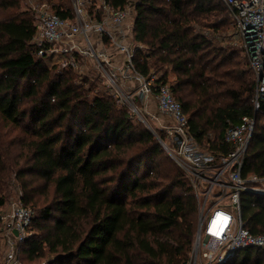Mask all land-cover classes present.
Listing matches in <instances>:
<instances>
[{
	"label": "trees",
	"instance_id": "trees-1",
	"mask_svg": "<svg viewBox=\"0 0 264 264\" xmlns=\"http://www.w3.org/2000/svg\"><path fill=\"white\" fill-rule=\"evenodd\" d=\"M39 1L63 19L73 18L62 0ZM106 1L114 8L126 3ZM212 1L139 0L134 66L144 77L162 72L155 88L169 85L191 134L209 151L226 152L227 127L254 117L241 175L264 178V101L254 113L250 71L192 34L190 24L197 22L192 16L215 12ZM16 5L0 0V8ZM33 21L27 14L0 20V115L25 126L28 137L25 168L18 175L30 174L54 188L52 202L39 211L22 190V204L35 217L19 259L51 254L47 264H186L198 215L188 178L170 159L173 167L155 162L164 158L157 137L134 125L124 107L116 109L108 91L90 99L92 84L75 83L76 73L49 67L47 57L37 56L30 43ZM5 150L0 145V175ZM5 203L0 192V209ZM240 214L251 233H264V194L241 193ZM1 229L0 215V235ZM225 264H264V249L238 251Z\"/></svg>",
	"mask_w": 264,
	"mask_h": 264
},
{
	"label": "built area",
	"instance_id": "built-area-1",
	"mask_svg": "<svg viewBox=\"0 0 264 264\" xmlns=\"http://www.w3.org/2000/svg\"><path fill=\"white\" fill-rule=\"evenodd\" d=\"M218 1L229 11L254 81L250 104L255 113L264 101V0ZM93 2L90 9L87 0H71L72 19L59 17L47 3L38 6L30 41L37 56L59 57L54 63L58 69L70 70L79 78L88 77L90 71L98 73L102 88L127 107L130 118L137 115L134 100L145 104L155 99L159 117H152L164 135L157 139L188 178L197 201V228L186 264H225L238 251L264 249V233H251L240 214L241 193L264 194V178L241 175L255 118L243 116L238 125L227 127L226 152L201 147L169 85L155 88L154 76L144 77L135 69L130 19L139 0H126L121 8L106 0ZM34 217L35 210L22 204L19 191L1 217L2 264H20L19 246L32 235Z\"/></svg>",
	"mask_w": 264,
	"mask_h": 264
},
{
	"label": "rangeland",
	"instance_id": "rangeland-1",
	"mask_svg": "<svg viewBox=\"0 0 264 264\" xmlns=\"http://www.w3.org/2000/svg\"><path fill=\"white\" fill-rule=\"evenodd\" d=\"M17 5L10 8H0V20L10 19L17 15L27 14L28 16H32L33 19L36 15V10L38 6H40L43 2L39 0H16ZM87 7L92 9L93 0H87ZM58 1L52 0V3H57ZM62 2L68 6L71 5V0H62ZM45 3V2H44ZM212 3L217 5V10L213 13H204V14H194L195 19H197L196 23H191L190 27L192 28V34L198 35L204 39L206 42V47L210 51H218L219 53L231 56L233 61L239 63V66L247 68V62L244 58V55L240 49L239 42L235 36V30L233 27V23L230 18V14L228 9L222 4L218 3L217 0H213ZM50 6V5H49ZM135 16L131 17L130 23L133 24ZM136 44V43H135ZM139 44H136L138 47ZM140 47V46H139ZM143 51L147 52V48H141ZM207 49V48H206ZM213 53V52H212ZM59 57L52 56L47 57L46 62L49 64V67L57 62ZM165 69V68H163ZM1 73V71H0ZM152 76L159 77L162 72H155V70L151 71ZM76 80L75 83L81 84L86 81L85 87L87 88L89 84L93 85L92 92L89 93L88 97L91 99L95 94H100L102 91H105L102 88L103 79L96 73L95 71H90L88 77L79 78L77 74H75ZM82 79H84L82 81ZM174 76H168V81L173 82ZM130 91H128L129 93ZM155 103V109L148 108V105L142 104L139 100H134L132 103L136 109L137 115L133 116L131 122L134 125H141L144 129L153 133L156 137L163 138L164 135L160 130L158 123L152 116H158V112L156 109V101L153 98ZM28 100H23V102H27ZM121 102H116V109L120 107H124L128 112L126 106L122 105ZM26 104L25 106H28ZM26 123V120H25ZM23 125L15 126L10 122L4 120L0 115V145L5 150L4 155V163L5 170L0 178V192L5 195L6 203L0 209L1 217L6 214L8 211L9 204L16 198L19 191L23 192L24 190L27 195L31 198L29 203L36 211H39L43 207L49 205L54 198V188L51 184L45 183L43 180H39L30 174L24 173V176L20 177L18 175L19 172H22L25 168V154L26 147L25 142L28 137L23 133ZM164 158H157L155 160L156 163H159L160 166H171V157L169 153L163 149ZM170 159V160H169ZM174 162V161H173ZM175 163V162H174ZM174 165L172 164V167ZM253 185H257L259 187H263L261 183H254ZM23 188V189H22ZM1 237V236H0ZM1 244L0 239V246ZM53 255L46 254L43 258L37 259L34 261H28L23 255L21 259H19L20 264H47V261L51 260ZM0 264L1 261V248H0Z\"/></svg>",
	"mask_w": 264,
	"mask_h": 264
},
{
	"label": "crops",
	"instance_id": "crops-1",
	"mask_svg": "<svg viewBox=\"0 0 264 264\" xmlns=\"http://www.w3.org/2000/svg\"><path fill=\"white\" fill-rule=\"evenodd\" d=\"M145 105H148V108H151L152 110L155 109V103H154V100L153 98H150L146 103ZM156 109H157V106H156ZM159 117V116H158ZM161 119V117H160Z\"/></svg>",
	"mask_w": 264,
	"mask_h": 264
}]
</instances>
